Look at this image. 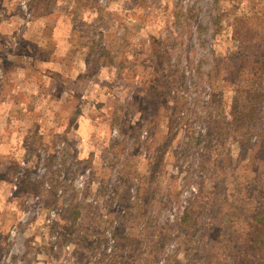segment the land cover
Segmentation results:
<instances>
[{
	"label": "rangeland",
	"instance_id": "rangeland-1",
	"mask_svg": "<svg viewBox=\"0 0 264 264\" xmlns=\"http://www.w3.org/2000/svg\"><path fill=\"white\" fill-rule=\"evenodd\" d=\"M0 25V264H264V0H0Z\"/></svg>",
	"mask_w": 264,
	"mask_h": 264
},
{
	"label": "crops",
	"instance_id": "crops-1",
	"mask_svg": "<svg viewBox=\"0 0 264 264\" xmlns=\"http://www.w3.org/2000/svg\"><path fill=\"white\" fill-rule=\"evenodd\" d=\"M60 14V13H59ZM60 18H61V16H60ZM1 26V25H0ZM64 28H65V25H64ZM66 28H67V26H66ZM64 33V35H65V31L63 32ZM62 33V34H63ZM47 35V34H46ZM41 36H44V35H42V34H40L39 35V37H41ZM48 36V35H47ZM68 41V40H67ZM67 41H48L50 44H52V46L55 48V46H56V48H57V46H59V47H63L64 46V49H63V55H65V56H68V57H73L74 55L73 54H75V50H74V48L71 46V45H69V44H67V45H65V43L67 42ZM37 42L38 43H40L41 41H40V39H38L37 40ZM51 46V45H50ZM80 50H81V48H80ZM82 51V50H81ZM26 73V72H25ZM19 89H21L22 91V93L24 94V93H29V91H28V89H27V85H22L21 86V88H19ZM32 93V92H31ZM27 100L28 101H31V102H33L34 100H33V97H32V95H27ZM27 100L26 101H24V103H22L21 105H22V107H23V109L25 110V115H24V122L26 121V124H28V125H30L31 123H32V121H28V119L30 118V116L31 115H34L36 112H37V108L38 107H35L36 105L35 104H33V105H31V104H28V102H27Z\"/></svg>",
	"mask_w": 264,
	"mask_h": 264
},
{
	"label": "trees",
	"instance_id": "trees-1",
	"mask_svg": "<svg viewBox=\"0 0 264 264\" xmlns=\"http://www.w3.org/2000/svg\"><path fill=\"white\" fill-rule=\"evenodd\" d=\"M213 24H215V23H213ZM228 107H231V106H228ZM230 123L235 125V123H237V121L235 119V120H233ZM31 135L33 136L32 132H31V134L25 132L24 140H25L26 143H28L30 141ZM72 210H73V208H72ZM251 212L252 213H251L250 221L252 223H254L257 227H259V233H258L257 237L255 239H253L252 242H253V244H263L264 245V207H259L258 208V206H257ZM75 215H76V211L74 210V213L72 214L71 220L74 219Z\"/></svg>",
	"mask_w": 264,
	"mask_h": 264
},
{
	"label": "built area",
	"instance_id": "built-area-1",
	"mask_svg": "<svg viewBox=\"0 0 264 264\" xmlns=\"http://www.w3.org/2000/svg\"><path fill=\"white\" fill-rule=\"evenodd\" d=\"M50 217H52V212L51 211H49V215H48V218H50ZM48 218L44 219L45 223L48 222V220H47ZM62 248H63V246H62ZM64 248L67 250L68 249V245H65ZM64 262H66V260H64ZM61 264H63V262Z\"/></svg>",
	"mask_w": 264,
	"mask_h": 264
}]
</instances>
